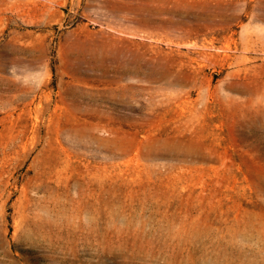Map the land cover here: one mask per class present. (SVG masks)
Listing matches in <instances>:
<instances>
[{
    "label": "rangeland",
    "instance_id": "1",
    "mask_svg": "<svg viewBox=\"0 0 264 264\" xmlns=\"http://www.w3.org/2000/svg\"><path fill=\"white\" fill-rule=\"evenodd\" d=\"M0 264H264V0H0Z\"/></svg>",
    "mask_w": 264,
    "mask_h": 264
}]
</instances>
